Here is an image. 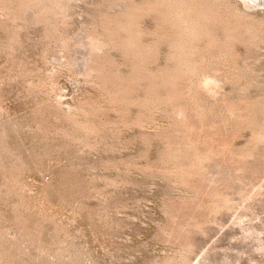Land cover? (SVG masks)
I'll return each mask as SVG.
<instances>
[{
    "label": "rangeland",
    "instance_id": "rangeland-1",
    "mask_svg": "<svg viewBox=\"0 0 264 264\" xmlns=\"http://www.w3.org/2000/svg\"><path fill=\"white\" fill-rule=\"evenodd\" d=\"M0 264H264V0H0Z\"/></svg>",
    "mask_w": 264,
    "mask_h": 264
},
{
    "label": "bare ground",
    "instance_id": "bare-ground-1",
    "mask_svg": "<svg viewBox=\"0 0 264 264\" xmlns=\"http://www.w3.org/2000/svg\"><path fill=\"white\" fill-rule=\"evenodd\" d=\"M246 1V0H245ZM249 2H252V3H257L259 0H248ZM248 4V3H247Z\"/></svg>",
    "mask_w": 264,
    "mask_h": 264
}]
</instances>
